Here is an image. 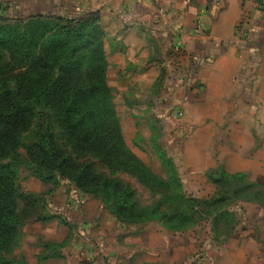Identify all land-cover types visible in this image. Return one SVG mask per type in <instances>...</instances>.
Returning a JSON list of instances; mask_svg holds the SVG:
<instances>
[{
	"label": "rangeland",
	"instance_id": "1",
	"mask_svg": "<svg viewBox=\"0 0 264 264\" xmlns=\"http://www.w3.org/2000/svg\"><path fill=\"white\" fill-rule=\"evenodd\" d=\"M76 3L43 0L30 10L76 14ZM16 14L0 10V17ZM198 22L178 45L149 34L151 54L136 64L116 53L118 42L104 39L124 140L185 196L182 208L194 215L192 224L178 230L163 220L125 224L100 199L65 180L44 182L22 165L21 190L40 197V210L59 216L26 221L14 257L29 264H264V204L251 193L264 189V70L254 64L260 41L237 48L218 67L223 50L214 49ZM241 28L246 33L240 20L237 36ZM221 174L242 177H227L221 189ZM117 175L141 203L159 201L160 194L135 177Z\"/></svg>",
	"mask_w": 264,
	"mask_h": 264
},
{
	"label": "trees",
	"instance_id": "2",
	"mask_svg": "<svg viewBox=\"0 0 264 264\" xmlns=\"http://www.w3.org/2000/svg\"><path fill=\"white\" fill-rule=\"evenodd\" d=\"M101 21L99 10L0 17V264H29L13 256L21 226L32 217L59 216L40 210V197L21 190L22 165L44 182L65 180L100 199L125 224L163 220L174 230L192 224L194 215L182 208L185 196L124 140L107 78ZM118 173L160 194L159 201L141 203ZM241 175L216 179L222 189L227 177ZM251 193L264 204V189Z\"/></svg>",
	"mask_w": 264,
	"mask_h": 264
},
{
	"label": "crops",
	"instance_id": "3",
	"mask_svg": "<svg viewBox=\"0 0 264 264\" xmlns=\"http://www.w3.org/2000/svg\"><path fill=\"white\" fill-rule=\"evenodd\" d=\"M42 1L0 0V10L29 14ZM24 7L29 8L27 13L21 11ZM75 9L78 13L99 10L105 36L118 42L116 53L127 54L132 64L148 60L149 34L158 43L174 40L178 45L188 40L185 36L198 17L209 31L214 49L223 50L215 65L224 64L237 48L253 47V41H260L254 64L264 70V14L254 7L253 0H77ZM240 20L246 29V40L237 36L236 24ZM260 82L264 84V73Z\"/></svg>",
	"mask_w": 264,
	"mask_h": 264
},
{
	"label": "built area",
	"instance_id": "4",
	"mask_svg": "<svg viewBox=\"0 0 264 264\" xmlns=\"http://www.w3.org/2000/svg\"><path fill=\"white\" fill-rule=\"evenodd\" d=\"M254 7L262 14H264V0H253ZM197 29L202 30L203 29V23L201 19L199 18ZM240 40H246L247 35L243 28H241V33H239Z\"/></svg>",
	"mask_w": 264,
	"mask_h": 264
}]
</instances>
